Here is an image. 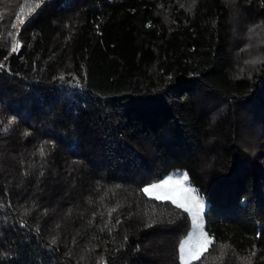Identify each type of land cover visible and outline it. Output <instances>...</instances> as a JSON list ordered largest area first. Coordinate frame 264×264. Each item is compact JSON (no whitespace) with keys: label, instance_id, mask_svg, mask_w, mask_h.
Returning a JSON list of instances; mask_svg holds the SVG:
<instances>
[{"label":"trees","instance_id":"trees-1","mask_svg":"<svg viewBox=\"0 0 264 264\" xmlns=\"http://www.w3.org/2000/svg\"><path fill=\"white\" fill-rule=\"evenodd\" d=\"M40 3L15 33L0 0V264H180L187 214L142 191L175 171L191 264H264V58L230 52L264 0Z\"/></svg>","mask_w":264,"mask_h":264},{"label":"snow or ice","instance_id":"snow-or-ice-1","mask_svg":"<svg viewBox=\"0 0 264 264\" xmlns=\"http://www.w3.org/2000/svg\"><path fill=\"white\" fill-rule=\"evenodd\" d=\"M39 3L33 5L38 8ZM23 12V9H21ZM19 20V17H17ZM20 23H23L20 20ZM15 27V24L12 25ZM17 45L13 44L12 52H15ZM252 63H256L253 61ZM3 67V65H0ZM11 124V121L9 122ZM7 131V129H5ZM143 193L157 201H168L179 210L177 215L187 213L185 219L190 218L191 231L179 242V259L182 264H190L192 260L199 259L207 251L212 243L208 235L203 230L204 202L189 183L187 173H176L173 176L145 187Z\"/></svg>","mask_w":264,"mask_h":264},{"label":"rangeland","instance_id":"rangeland-1","mask_svg":"<svg viewBox=\"0 0 264 264\" xmlns=\"http://www.w3.org/2000/svg\"><path fill=\"white\" fill-rule=\"evenodd\" d=\"M3 2L7 3V7L4 9L5 10L4 13H6V15H7V18L5 19V25L9 29L10 25L12 27V25L15 24V27H12L14 29L15 33H17V30L19 29V27L21 25L20 20H22L24 22L30 16L31 11L34 8L33 5H35L37 3H39V5L41 4L40 0H3ZM21 9H23V12H21ZM17 17H19V20L17 19ZM239 17H240L239 21L236 20L233 23V26L235 27V30H236V34H238V38H236V40L238 41L237 46L233 47L232 51H230V52H231V55L233 56L234 63L239 62L238 57H240V56H238V54L241 55L239 63L244 64V66H241V68H246V67L251 66V65L254 67L260 61H262V59L264 58L263 57L264 28L262 26H260L259 24H257L256 21L246 20V16L244 17L242 12L240 13ZM0 19H1V17H0ZM7 37L9 38L12 36L10 33H8ZM253 61H256V63H252ZM245 63H247V64H245ZM237 70L241 71L242 69H237ZM245 70H247V69H245ZM176 173H185V172L184 171H175V172L169 174L168 176L164 177L162 180L168 178L169 176H173ZM162 180H160V181H162ZM160 181L155 182V183H159ZM148 186H150V185H148ZM148 186H146V187H148ZM146 196L148 198H150L148 195H146ZM163 202H168V201H163ZM203 202H204V211L202 213L203 230L208 235V233L206 231V222H205V212L207 209V204L204 200H203ZM188 220H189V224H190V218H188ZM189 231H191V224H190ZM208 237H209V235H208ZM209 239L211 240L210 237H209ZM178 251H179V248H178ZM197 260L198 259L192 260L190 262V264L192 262L197 261ZM179 262H180V264H182L180 259H179Z\"/></svg>","mask_w":264,"mask_h":264}]
</instances>
